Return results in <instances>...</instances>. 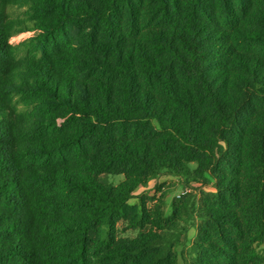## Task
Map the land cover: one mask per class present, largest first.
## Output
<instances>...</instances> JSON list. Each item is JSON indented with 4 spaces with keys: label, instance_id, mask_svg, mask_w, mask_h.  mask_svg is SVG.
Instances as JSON below:
<instances>
[{
    "label": "trees",
    "instance_id": "1",
    "mask_svg": "<svg viewBox=\"0 0 264 264\" xmlns=\"http://www.w3.org/2000/svg\"><path fill=\"white\" fill-rule=\"evenodd\" d=\"M162 171L213 180L193 264H264V0H0V264H178Z\"/></svg>",
    "mask_w": 264,
    "mask_h": 264
},
{
    "label": "rangeland",
    "instance_id": "2",
    "mask_svg": "<svg viewBox=\"0 0 264 264\" xmlns=\"http://www.w3.org/2000/svg\"><path fill=\"white\" fill-rule=\"evenodd\" d=\"M32 34V31L18 33L11 37L10 42L18 43ZM190 166L195 167V164L191 163ZM102 177L114 185L124 180L121 173H107ZM213 191V180L207 173L201 181L194 182L184 175L162 171L137 186L127 203L139 209L140 201L144 202L152 218H156V215L158 218L172 217L173 212H176V227H169L164 231H168L166 235L172 234L177 263L193 264L196 253L192 244L196 240L197 226L202 221L200 205L205 194ZM117 227L120 236L134 237L140 230V227H132L130 221L124 218L118 220ZM145 228H149V225H145L143 229ZM257 250L264 253V245H259Z\"/></svg>",
    "mask_w": 264,
    "mask_h": 264
}]
</instances>
